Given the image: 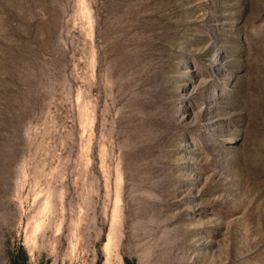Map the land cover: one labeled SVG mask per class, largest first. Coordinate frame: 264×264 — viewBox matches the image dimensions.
I'll use <instances>...</instances> for the list:
<instances>
[{
	"label": "rangeland",
	"instance_id": "1",
	"mask_svg": "<svg viewBox=\"0 0 264 264\" xmlns=\"http://www.w3.org/2000/svg\"><path fill=\"white\" fill-rule=\"evenodd\" d=\"M16 261L264 264V0H0Z\"/></svg>",
	"mask_w": 264,
	"mask_h": 264
},
{
	"label": "trees",
	"instance_id": "2",
	"mask_svg": "<svg viewBox=\"0 0 264 264\" xmlns=\"http://www.w3.org/2000/svg\"><path fill=\"white\" fill-rule=\"evenodd\" d=\"M11 264H20L19 262H12ZM125 264H132V263H130L129 261H125Z\"/></svg>",
	"mask_w": 264,
	"mask_h": 264
},
{
	"label": "bare ground",
	"instance_id": "3",
	"mask_svg": "<svg viewBox=\"0 0 264 264\" xmlns=\"http://www.w3.org/2000/svg\"><path fill=\"white\" fill-rule=\"evenodd\" d=\"M108 241H109V240H108ZM107 246H108V242H107V244L105 245L104 249H107Z\"/></svg>",
	"mask_w": 264,
	"mask_h": 264
}]
</instances>
